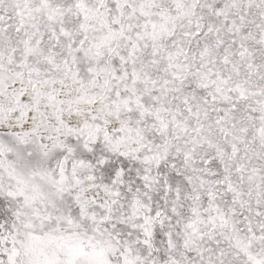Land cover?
Listing matches in <instances>:
<instances>
[{"label":"snow or ice","instance_id":"obj_1","mask_svg":"<svg viewBox=\"0 0 264 264\" xmlns=\"http://www.w3.org/2000/svg\"><path fill=\"white\" fill-rule=\"evenodd\" d=\"M0 264H264V0H0Z\"/></svg>","mask_w":264,"mask_h":264}]
</instances>
